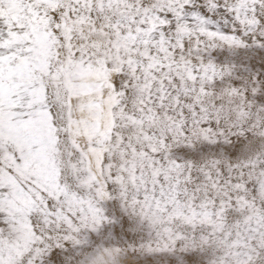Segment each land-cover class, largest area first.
Masks as SVG:
<instances>
[{
	"label": "snow or ice",
	"instance_id": "obj_1",
	"mask_svg": "<svg viewBox=\"0 0 264 264\" xmlns=\"http://www.w3.org/2000/svg\"><path fill=\"white\" fill-rule=\"evenodd\" d=\"M0 264H264V0H0Z\"/></svg>",
	"mask_w": 264,
	"mask_h": 264
}]
</instances>
